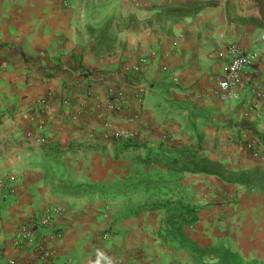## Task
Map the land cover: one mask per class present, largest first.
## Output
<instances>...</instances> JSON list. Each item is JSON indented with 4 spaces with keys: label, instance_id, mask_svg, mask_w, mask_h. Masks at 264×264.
Wrapping results in <instances>:
<instances>
[{
    "label": "crops",
    "instance_id": "1",
    "mask_svg": "<svg viewBox=\"0 0 264 264\" xmlns=\"http://www.w3.org/2000/svg\"><path fill=\"white\" fill-rule=\"evenodd\" d=\"M206 1L215 3L204 4ZM235 5L241 6L239 2ZM246 5L253 8L248 0ZM152 16L157 22L151 36L149 27L140 31L128 27L130 19L143 24ZM111 18L126 23L121 39L127 46L128 63L132 65L152 52L151 63L144 68L146 76L169 82L163 86L166 88L157 89L156 101L149 103L154 110L149 112L155 115L150 123L158 131L152 138L165 141L162 131H168L169 143H200L203 155L221 161L230 158V151L238 145L251 143L258 153L263 151L264 158V99L236 103L217 94V77L227 69L225 48L234 42L259 54V71L253 81L264 92V18L259 15L255 22L247 23L231 19L227 0H0V133L7 130L16 139H38L39 133H31L34 125L26 116L31 108L20 107L18 98L26 94L30 101L54 84L58 88L53 77L45 74L46 65L77 61L78 52L97 42L95 36L90 43L86 32H94ZM49 124V129L60 125L59 121ZM60 129L63 133L55 137L48 131L43 134L63 148L80 137H89L87 130ZM215 143L217 149H213ZM242 148L241 156L249 158L247 149ZM80 150L88 149L50 153L32 142L30 147L0 156V180L5 174L15 175L13 194L0 190V264H11L12 259L17 264H46L35 245H20L16 229L57 206L61 208L56 216L61 235L37 230L34 238L59 254L58 264H97L106 254L115 264H188L191 253L188 251L184 261L176 259L173 247L159 234L164 211L115 214L112 201L94 195L93 188L80 194L59 190L60 178L98 185L65 179L48 164L56 156L69 157ZM96 158L94 154V162ZM183 199L198 207V201ZM259 216L263 219L264 213ZM240 219L231 245L207 233L210 226L201 211L196 226L186 229L200 246L223 243L247 260H264V235L261 238L255 231L261 221L246 215ZM245 221L247 225H242Z\"/></svg>",
    "mask_w": 264,
    "mask_h": 264
},
{
    "label": "rangeland",
    "instance_id": "2",
    "mask_svg": "<svg viewBox=\"0 0 264 264\" xmlns=\"http://www.w3.org/2000/svg\"><path fill=\"white\" fill-rule=\"evenodd\" d=\"M155 22L157 19L153 16L146 18L143 24L130 19L128 27L132 26L135 31L149 27L151 36ZM105 28L108 29L106 33ZM125 28L126 23L111 18L94 32L88 30L86 35L90 33V43L96 36L95 46L87 44L78 52V60L75 62L58 61L46 65L45 74L53 77L54 80H51L58 83V88L54 84L30 101L26 94L18 98V103H22L20 107L24 104L31 108L26 112L27 118L34 125L31 133L38 132L37 137L41 141L46 138L43 134L46 131L55 137L63 133L60 127L67 126L70 130L85 132L91 126V131L87 130L86 133L97 134L102 141L108 142L106 151H75L69 157L56 156L48 164L56 167V171L62 173L65 179L98 183L100 186L93 188L96 192L94 195L111 200L115 214L123 215L142 205L183 197L187 201H198L202 219L210 226L206 228L207 233L222 238L229 245L234 240V227L240 225L238 219L244 215L261 221L255 231L262 238L264 218L259 214L264 213L263 189L227 184L214 175L171 171L162 164H146L137 157L115 158L114 144L118 139L131 137L138 141L158 143V140L152 138L158 131L150 123L155 115L149 112L152 110L149 103L150 100L156 101L158 91L162 90L160 88L169 85V82L161 78L150 79L146 76L144 68L151 63L152 52L139 57L132 65L128 63L130 58L126 54L127 46L121 39V34L126 32ZM60 70L64 71L58 74ZM60 108L63 111H59ZM51 121H59L60 125L49 129ZM64 133L71 135L72 132ZM162 134L164 140L172 144L169 143L168 131H162ZM33 143L39 146L38 142ZM215 144L213 149L218 147V143ZM242 146L247 149L249 158L241 156L243 152L239 148L241 150ZM242 146L238 145L235 151H230L231 157L223 161L227 166L239 169L264 163L263 151L258 153L257 147L251 143ZM94 154L97 155L95 162ZM172 249L174 255H177L176 259L184 261L185 256L189 255L188 251ZM187 263L193 264L190 261Z\"/></svg>",
    "mask_w": 264,
    "mask_h": 264
},
{
    "label": "trees",
    "instance_id": "3",
    "mask_svg": "<svg viewBox=\"0 0 264 264\" xmlns=\"http://www.w3.org/2000/svg\"><path fill=\"white\" fill-rule=\"evenodd\" d=\"M247 0H227L228 14L231 19L243 22H255L256 16L264 18V0H248L251 5L244 6ZM239 2L238 8L235 3ZM204 4H212L215 1H206ZM246 11V12H245ZM251 11V12H250ZM108 29H104V33ZM1 124V121H0ZM248 132L251 127H245ZM38 142L41 148L51 152H67L75 149H89L94 151H105L108 142L102 141L97 134L89 137H80L73 141L67 148L57 146L47 138L32 140L30 138L16 139L9 135L8 131L0 133V156L25 147H30L32 142ZM108 141V139H107ZM114 155L116 159L123 157H137L146 164H162L167 169L176 172L203 173L218 176L227 184L240 185L248 188L259 187L264 190V163L254 164L249 167L232 169L221 160L203 155L200 143L194 144H168L158 142L152 144L149 141H138L129 137L118 139L114 144ZM57 187L61 192L80 194L98 185L75 184L59 179ZM145 210L164 211L162 226L159 234L163 241L176 250H185L191 253L190 263L193 264H264V260H247L238 251L223 243L203 247L200 246L188 233L186 228H194L200 220V210L197 206L186 202L182 197L168 198L163 202L144 205L128 214H137Z\"/></svg>",
    "mask_w": 264,
    "mask_h": 264
},
{
    "label": "built area",
    "instance_id": "4",
    "mask_svg": "<svg viewBox=\"0 0 264 264\" xmlns=\"http://www.w3.org/2000/svg\"><path fill=\"white\" fill-rule=\"evenodd\" d=\"M264 38V34L262 36ZM227 69L223 75L217 77V94L222 100L245 103L253 99L255 102L264 99V92L260 85L253 81L254 74L259 71V54L256 51L245 48L241 43L234 42L226 46ZM15 175L5 174L0 180V190L4 194H13ZM1 208V207H0ZM61 212L60 207H54L51 211L37 215L30 221L17 226L15 238L21 244L35 245L46 264H58L60 257L55 250L48 249L44 243L34 238L35 231L44 230L55 236H60V227L56 222V216ZM1 214V210H0ZM105 236H107L105 234ZM11 264H17L12 259ZM115 264L109 256L97 260V264Z\"/></svg>",
    "mask_w": 264,
    "mask_h": 264
},
{
    "label": "clouds",
    "instance_id": "5",
    "mask_svg": "<svg viewBox=\"0 0 264 264\" xmlns=\"http://www.w3.org/2000/svg\"><path fill=\"white\" fill-rule=\"evenodd\" d=\"M109 264H110V262H109Z\"/></svg>",
    "mask_w": 264,
    "mask_h": 264
}]
</instances>
